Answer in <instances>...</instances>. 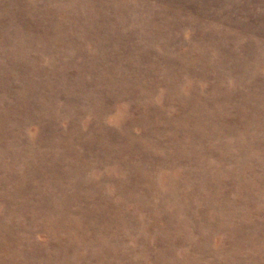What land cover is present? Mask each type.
<instances>
[{
    "label": "rangeland",
    "instance_id": "1",
    "mask_svg": "<svg viewBox=\"0 0 264 264\" xmlns=\"http://www.w3.org/2000/svg\"><path fill=\"white\" fill-rule=\"evenodd\" d=\"M0 264H264V0H0Z\"/></svg>",
    "mask_w": 264,
    "mask_h": 264
}]
</instances>
